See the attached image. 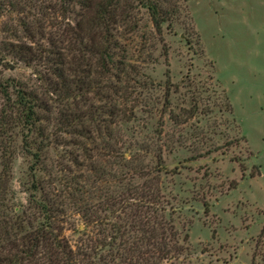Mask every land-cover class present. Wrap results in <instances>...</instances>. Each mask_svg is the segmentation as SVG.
Returning a JSON list of instances; mask_svg holds the SVG:
<instances>
[{
    "label": "rangeland",
    "instance_id": "1",
    "mask_svg": "<svg viewBox=\"0 0 264 264\" xmlns=\"http://www.w3.org/2000/svg\"><path fill=\"white\" fill-rule=\"evenodd\" d=\"M104 1L0 0V264H264V0Z\"/></svg>",
    "mask_w": 264,
    "mask_h": 264
},
{
    "label": "trees",
    "instance_id": "2",
    "mask_svg": "<svg viewBox=\"0 0 264 264\" xmlns=\"http://www.w3.org/2000/svg\"><path fill=\"white\" fill-rule=\"evenodd\" d=\"M145 3L150 10L152 22L155 26V28L159 31L162 29V25L165 21H167L168 12L165 11L163 8V3L159 2V0H145ZM109 2H106L104 0H99V3H96L93 9L95 10V16L94 22L96 20V23L103 22L105 16L111 12V9L109 8ZM93 18L91 22H93ZM95 23L91 27L93 28ZM86 31V28H84ZM53 231L46 234L45 231H42V234H36L35 238H31L29 236H22L21 237V244H19L20 248L16 254V259L13 264H22L23 260L27 256H33L32 250L28 247H24V240L25 237L29 238V241H34L36 239L35 245L39 246L42 242L44 247V255L48 259V264H75L76 261V255L77 251H75L67 242V240L62 236L55 235L54 237H51V234ZM264 235V227L261 230V234ZM31 239V240H30ZM37 248V247H36Z\"/></svg>",
    "mask_w": 264,
    "mask_h": 264
}]
</instances>
